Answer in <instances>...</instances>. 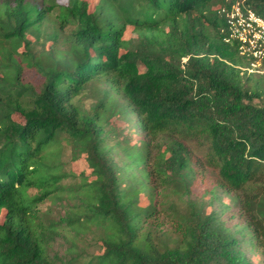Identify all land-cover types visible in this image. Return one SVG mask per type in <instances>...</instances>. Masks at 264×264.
<instances>
[{"label": "trees", "instance_id": "16d2710c", "mask_svg": "<svg viewBox=\"0 0 264 264\" xmlns=\"http://www.w3.org/2000/svg\"><path fill=\"white\" fill-rule=\"evenodd\" d=\"M103 1L90 13L79 0H0V264H254L248 254L264 253V72L247 70L225 18L206 11L223 0ZM246 4L264 17V0ZM54 11L73 28L37 53L28 35L41 40ZM126 27L138 38L124 41ZM25 68L43 79L38 90ZM116 116L145 133L144 147L120 139ZM63 140L70 162L86 155L92 181L66 170ZM195 144L217 172L210 201L193 196ZM222 193L239 207L234 227L222 219L229 207L208 210ZM90 234L102 253L88 250Z\"/></svg>", "mask_w": 264, "mask_h": 264}, {"label": "rangeland", "instance_id": "374dc122", "mask_svg": "<svg viewBox=\"0 0 264 264\" xmlns=\"http://www.w3.org/2000/svg\"><path fill=\"white\" fill-rule=\"evenodd\" d=\"M25 1L33 5H38V6L42 5L44 7L49 6L48 0L46 1L45 0H25ZM55 1L60 6H66L68 5L69 0H55ZM79 1L88 3L90 13H96L99 11L100 8L105 7V3L103 0H79ZM217 9H218V6L211 5L210 7H208L206 11H216ZM58 14H59L58 11H54L46 15L45 20L42 22L41 40H38L37 37L33 33H30L28 35V39L34 44V48L37 53L51 50L55 44L62 42L64 37L67 34H69L71 29L73 28V26L68 25L63 29L62 28L63 20L61 18H58ZM136 38H138L136 31L132 27H126V32L123 38L124 41H128L130 39H136ZM24 51H25L24 48H21L20 52L22 53ZM123 53H125V51L121 50V54ZM250 65H251V62H250ZM140 68H141V71H145V68L143 66H141ZM256 68L257 69H253V70L259 73L264 72V67H260L257 65ZM255 71H251L250 73H254ZM252 75L253 77H257L256 74H252ZM22 78L25 83H30L37 90L39 89L41 82H43V79H41V77L36 73V71H34L33 69H28V68H25ZM24 100L30 103V98L25 97ZM93 102H95V100H92V99L85 100V104L87 107L91 106ZM254 103L256 105L262 104L261 100L259 99H255ZM11 119L21 124L25 123L24 117L21 115L19 111L12 113ZM135 123H136V120H135ZM111 124L116 127L118 132L122 133V135L120 136V139L127 141L128 144L130 145H133V146L137 145V146L144 147L146 136H145V133L143 131H140L139 128L133 127L132 129L133 131L129 129L127 130L126 129L127 124L121 116H116L112 118ZM62 146L64 147V153H66L64 156V161L68 163L66 170L68 172L73 173L76 176V178H78V182H81L83 177L87 178L88 181H92L94 178L92 176V171L89 168L88 163L86 161V155L82 153L78 161L70 162L69 157L71 156L70 155L71 150L68 147L65 140H63L62 142ZM152 147H153L152 148V158H155L158 155L157 142L153 144ZM193 149H194L193 150V158H194L193 162H196V163L198 162L200 164H203L201 165L202 167L198 169L200 176L199 178L195 180L193 188H192L193 196L196 198L203 197L204 199L210 201L215 191V187L212 185L211 179L214 177H217V172H215L212 168L205 165L204 156L206 155V150H207L206 147L198 146L195 144L193 146ZM163 151L165 153L167 149L165 148ZM168 155L169 153L167 151L166 156ZM117 161H119V159H117ZM31 192L33 194L36 193L35 190ZM220 197H221V201H219L216 198V201H214V205L207 206L208 210L209 211L216 210L220 214V209L222 207L224 206L229 207L230 210H227L224 214H221L222 219L225 221L228 227H234L235 225L240 224L242 222V219L240 216L241 214L239 212V207H237V203H235L234 199L227 194L222 193L220 194ZM149 203L150 201L148 197L144 196L142 198L141 205L144 207H147ZM51 205H52V202L49 201L48 199L40 206V209L42 211H46L47 209L51 207ZM55 208L57 209V207ZM6 214H7V209H4L0 212V225L3 224V222L5 221ZM92 234L98 236V232H95ZM92 234H90L87 237L88 250L90 249V253L92 255L102 253L103 248L100 244V241L92 240V237H93ZM92 241L95 243L92 244ZM59 244L60 243H52V245L50 246V247H53L52 252H57V248ZM248 256H249V259L253 261L254 264H264V253L261 249H258V248L255 249L254 252L251 254L249 253Z\"/></svg>", "mask_w": 264, "mask_h": 264}, {"label": "built area", "instance_id": "2783aa9c", "mask_svg": "<svg viewBox=\"0 0 264 264\" xmlns=\"http://www.w3.org/2000/svg\"><path fill=\"white\" fill-rule=\"evenodd\" d=\"M246 3L247 0H223L218 12L226 20V43L239 45L241 56L251 62V72L257 65L264 67V17Z\"/></svg>", "mask_w": 264, "mask_h": 264}, {"label": "clouds", "instance_id": "9594fccd", "mask_svg": "<svg viewBox=\"0 0 264 264\" xmlns=\"http://www.w3.org/2000/svg\"><path fill=\"white\" fill-rule=\"evenodd\" d=\"M219 8H220V6L218 7V10H219ZM185 62H186V60H185ZM250 69V68H249ZM249 69H247L248 71H249ZM250 72V71H249Z\"/></svg>", "mask_w": 264, "mask_h": 264}]
</instances>
